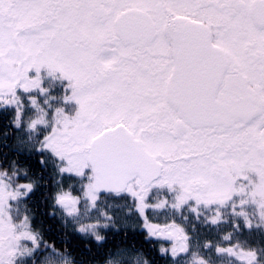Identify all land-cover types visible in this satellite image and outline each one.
I'll return each mask as SVG.
<instances>
[{
  "label": "snow or ice",
  "instance_id": "obj_1",
  "mask_svg": "<svg viewBox=\"0 0 264 264\" xmlns=\"http://www.w3.org/2000/svg\"><path fill=\"white\" fill-rule=\"evenodd\" d=\"M10 139L0 264H77L38 212L100 246L142 220L169 264H264V0H0Z\"/></svg>",
  "mask_w": 264,
  "mask_h": 264
},
{
  "label": "flooded vegetation",
  "instance_id": "obj_2",
  "mask_svg": "<svg viewBox=\"0 0 264 264\" xmlns=\"http://www.w3.org/2000/svg\"><path fill=\"white\" fill-rule=\"evenodd\" d=\"M7 143L9 147H0V151L9 152L12 140L10 139ZM9 155L11 156L13 154L9 153ZM115 203L122 204L123 201H117ZM109 214L122 216L123 212L121 215L118 210H109ZM55 223L60 226V228L56 226L58 230L54 229ZM148 223L164 227L166 224L171 223V220L166 219L163 215L157 217L149 213ZM36 226L43 230L45 239L48 240L49 243L54 242L58 250L64 251L66 249L70 256L77 261V264H79L81 259H86L88 264H105L107 253L113 251L118 245L134 249L135 252L142 254L145 259V256L151 253L162 257L164 255L160 250L162 248L170 249L172 246L171 241L164 237L150 236L145 223L142 220L137 221L135 218L130 221V226L128 228L136 230L137 234H118L116 230H108L102 233L107 237L108 241L103 246L96 244L89 245L88 240H82L78 234L73 232L71 226L65 228L58 218L42 215L40 212L37 213ZM65 240H71V244L64 243L63 241ZM193 253H195V256L190 255L189 257L192 258V263L195 264L196 259L202 255V252L199 248L193 247ZM44 255H47V253L42 252L40 257L42 258Z\"/></svg>",
  "mask_w": 264,
  "mask_h": 264
},
{
  "label": "trees",
  "instance_id": "obj_3",
  "mask_svg": "<svg viewBox=\"0 0 264 264\" xmlns=\"http://www.w3.org/2000/svg\"><path fill=\"white\" fill-rule=\"evenodd\" d=\"M111 202V201H110ZM118 212L122 215V211H119L118 210ZM118 217H120V216H118ZM60 228V226L57 224V223H55L54 224V229L55 230H58V228ZM118 227H120V230L119 231H117V233L118 234H124V233H126V234H129V233H136L137 234V232H136V230H131L130 228H125V227H123L122 225L120 226V225H118ZM123 227V228H122ZM106 232V231H105ZM105 232H102V233H105ZM120 246V245H119ZM146 257V259H148V260H150V261H153L154 262V264H168V259L165 257V256H162V257H159V256H156L155 254H149L148 256H145Z\"/></svg>",
  "mask_w": 264,
  "mask_h": 264
},
{
  "label": "rangeland",
  "instance_id": "obj_4",
  "mask_svg": "<svg viewBox=\"0 0 264 264\" xmlns=\"http://www.w3.org/2000/svg\"><path fill=\"white\" fill-rule=\"evenodd\" d=\"M187 261H188V264H193V263H192V258H191V257H187Z\"/></svg>",
  "mask_w": 264,
  "mask_h": 264
}]
</instances>
